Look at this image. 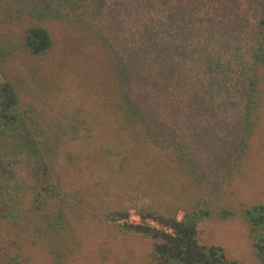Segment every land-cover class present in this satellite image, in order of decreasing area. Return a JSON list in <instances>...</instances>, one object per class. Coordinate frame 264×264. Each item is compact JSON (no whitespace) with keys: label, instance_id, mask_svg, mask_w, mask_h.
<instances>
[{"label":"rangeland","instance_id":"rangeland-1","mask_svg":"<svg viewBox=\"0 0 264 264\" xmlns=\"http://www.w3.org/2000/svg\"><path fill=\"white\" fill-rule=\"evenodd\" d=\"M263 2L0 0V83L20 112L0 123V264H157L125 223L200 208L199 242L262 264L243 210L264 204ZM36 25L51 43L33 54Z\"/></svg>","mask_w":264,"mask_h":264},{"label":"trees","instance_id":"trees-1","mask_svg":"<svg viewBox=\"0 0 264 264\" xmlns=\"http://www.w3.org/2000/svg\"><path fill=\"white\" fill-rule=\"evenodd\" d=\"M137 6L142 0H137ZM141 11V10H140ZM142 15V11H141ZM259 24H264V2ZM26 46L33 54H38L49 48L51 39L48 31L40 26H31L25 33ZM261 40L258 39L253 58L259 54ZM252 76L242 89L245 100V112L253 101L254 80ZM18 96L10 81L4 80L0 83V123L3 126L13 125L17 122L20 112L17 110ZM51 165L42 161L38 164L34 178L37 185L43 190L55 193L57 186L51 180ZM211 214L207 208H200L184 213L182 218L175 215L163 213L146 212L144 217H150L164 228H156L144 223H125V226L136 232L143 233L153 238L152 256L157 264H239L237 260L230 259L223 248L215 244H204L197 238V223L202 218ZM231 214L228 209H221L219 216L225 217ZM118 218L127 217L125 212H116ZM143 217V218H144ZM250 233L251 245L255 256L264 264V204H257L243 210Z\"/></svg>","mask_w":264,"mask_h":264},{"label":"built area","instance_id":"built-area-1","mask_svg":"<svg viewBox=\"0 0 264 264\" xmlns=\"http://www.w3.org/2000/svg\"><path fill=\"white\" fill-rule=\"evenodd\" d=\"M132 219H133V217H131V219H129V220H131V222H132L133 221ZM133 223H144V224H147L150 226H154L156 228L166 229V227L162 226L161 224H159L157 221L153 220L152 218H140L139 216H137Z\"/></svg>","mask_w":264,"mask_h":264}]
</instances>
